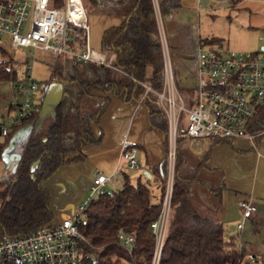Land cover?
I'll return each instance as SVG.
<instances>
[{
    "label": "trees",
    "instance_id": "obj_1",
    "mask_svg": "<svg viewBox=\"0 0 264 264\" xmlns=\"http://www.w3.org/2000/svg\"><path fill=\"white\" fill-rule=\"evenodd\" d=\"M85 9L104 7L101 1L112 2L118 7L122 22L102 31L101 51L114 52L113 66L107 68L90 62H81L83 72L70 75L77 85L72 101L60 98L54 105L52 116H45L41 125L37 112H32L19 126L13 127L7 137L0 141V159L13 134L28 124L31 132L18 143L19 158L12 170L7 171L0 182V237L2 235L24 236L34 230L49 226L54 212L49 206L50 191L41 183L61 165L83 158L82 147L96 142L91 123L96 121L109 104L107 94L124 101L134 100L143 104L148 125L163 137L164 155L167 143V124L156 95L146 91L142 84L152 90L161 88L163 59L159 35L150 0H81ZM180 6L179 0H159L160 14ZM211 42V41H208ZM8 45V44H7ZM9 47V46H8ZM10 48V47H9ZM12 49V48H10ZM18 49V48H17ZM13 50V49H12ZM7 51L0 45V54ZM12 59H0V81H15ZM50 78L62 74L59 65H51ZM121 74L122 77H116ZM15 91V84H14ZM104 101L93 113L79 114L78 103L84 97H97ZM16 103H9V112ZM42 105V101L39 106ZM248 131H264V104L248 124ZM181 133H183L181 131ZM184 134H178L176 156L179 163V145ZM226 140V139H221ZM160 183V199L163 194L165 157L159 167H152ZM193 178H184L175 169L171 197V216L158 256L153 262L154 242L150 223L156 217L159 201H153L152 190L137 179L131 183L126 175L116 190H105L92 198L81 211L78 230L83 236L82 251L90 255L82 264H264V256L252 255L250 262L240 251L233 238L225 239L219 220L201 216L189 197ZM219 199V192L216 193ZM131 234L129 248L123 244V236ZM4 264H21L8 259Z\"/></svg>",
    "mask_w": 264,
    "mask_h": 264
},
{
    "label": "rangeland",
    "instance_id": "obj_2",
    "mask_svg": "<svg viewBox=\"0 0 264 264\" xmlns=\"http://www.w3.org/2000/svg\"><path fill=\"white\" fill-rule=\"evenodd\" d=\"M179 2V7L161 15V21L169 46L168 56L173 81L183 94L192 97L195 94L194 57L197 43L211 48L220 46L229 50L258 53L260 47L264 45V0H179ZM101 3L105 6L95 8L87 5L85 9L86 45L95 51L102 50L100 44L102 31L122 22V16L115 4L108 1ZM75 41L80 43L76 47L82 49L83 41L79 37ZM0 45L7 51L6 54H0V59H12L11 65L16 75L14 82L0 81V117L16 113V107L9 112L7 107L10 102L22 101L14 91V84L23 79L27 67L31 71L32 79L39 84L35 97L41 95L44 97L50 91L55 94V98L62 97L67 99V102L72 101L77 85L69 76L85 73L80 61L31 48L20 47L12 50L4 39L0 40ZM53 64L61 67L62 74L60 76L55 74L52 81L50 74ZM117 76L122 77L121 74H116ZM93 93L98 94L97 97H84L77 104L79 114L93 113L103 103L104 98L99 97L101 93L96 91ZM106 96L109 98L108 106L100 117L91 123L93 136L99 140L82 147L84 156L81 160L61 165L41 183L50 191L49 206L54 212L53 222L60 221L61 214L68 216L78 214L80 219L78 205L89 195V185L96 172L108 176L115 167L116 171L107 181L105 190L118 189L123 175L130 180L139 177L140 181L152 190L153 201H159V181L145 180L141 170L145 167L146 159L148 162L160 159L162 147L164 148L160 132L148 125L143 104H138L134 100L124 101L112 94ZM183 119L182 112L178 124L179 135L183 134L180 131L186 126ZM3 139L4 137L0 136V141ZM124 140L140 147H136L137 162L140 166L137 169L121 170L124 160L118 159V151ZM193 140L184 137L179 145L180 158L183 161L179 163L176 158L175 165L182 177L195 180L189 186L188 200H191L195 211L204 217L217 218L212 209L214 204L216 210L221 212L220 222L224 238L232 237L235 243L241 242L240 244L247 247L250 254L264 256V131L254 134L252 140L253 144L258 145V151L262 155L258 161L253 144L245 139L218 141L208 152L200 148L195 149L192 145ZM12 159H0V182L4 181L7 175L4 167ZM221 182L223 188L220 190L221 201L218 202L209 189L214 191L219 189ZM247 195L251 196L250 199L256 206L255 219L243 220V227L237 229L236 224L242 221V217L236 201ZM244 254H247L246 250Z\"/></svg>",
    "mask_w": 264,
    "mask_h": 264
},
{
    "label": "built area",
    "instance_id": "obj_3",
    "mask_svg": "<svg viewBox=\"0 0 264 264\" xmlns=\"http://www.w3.org/2000/svg\"><path fill=\"white\" fill-rule=\"evenodd\" d=\"M153 16L159 35L163 59L161 88L156 91L142 84L146 91L156 95L167 124L166 165L164 191L156 217L150 223L154 242L153 262L158 256L171 214L172 172L176 153V140L180 115L184 113V136L194 139L195 148L207 150L219 139H245L253 144L254 134L248 124L256 108L264 104V49L258 53L229 50L220 46L211 48L200 42L195 51V94L187 97L175 85L170 65L169 46L162 26L158 0H151ZM86 10L81 0H9L0 1V40L12 49L31 48L52 55L90 62L107 68L114 67V52L95 51L86 45ZM83 43L78 49L75 39ZM39 84L31 77L29 67L25 76L15 84V93L22 98L16 102L14 115L0 117V136L9 135L13 127L22 124L32 112L40 111L43 96L35 97ZM141 100V98H140ZM138 100V102L140 101ZM181 132V131H180ZM254 151H256V146ZM137 144L124 140L120 156L130 169H137ZM258 155V153H257ZM110 176L96 172L89 185V195L79 203L81 212L88 202L105 189ZM236 205L243 220L253 219L256 206L250 197L238 198ZM78 214L65 216L49 226L40 227L24 236L0 237V264L12 259L21 264H82L90 255L80 247L83 236L78 230ZM133 236L125 234L123 244L129 248ZM240 251L245 246L238 244ZM245 254L253 262L252 254ZM258 257V256H257Z\"/></svg>",
    "mask_w": 264,
    "mask_h": 264
},
{
    "label": "crops",
    "instance_id": "obj_4",
    "mask_svg": "<svg viewBox=\"0 0 264 264\" xmlns=\"http://www.w3.org/2000/svg\"><path fill=\"white\" fill-rule=\"evenodd\" d=\"M159 1V0H158ZM4 40H5V42H6V39L4 38ZM9 106V105H8ZM8 108L9 107H7V111H8ZM28 126H31L30 128H32L33 127V125H31V124H28ZM26 127H21L20 129H18L14 134H13V136L15 135V134H18V133H20L23 129H25ZM28 128V127H27ZM31 130V129H30ZM21 137V136H20ZM23 139V138H22ZM162 140H163V137H162ZM10 141H13V142H10L8 145H7V148H6V151L3 153L2 152V157H1V159L3 158V159H9V158H13L12 159V161L11 162H9L5 167H4V169H5V171L7 172V171H10V170H12L13 169V167L15 166V163H16V158L14 157V156H16V155H18L19 153V149H18V146H19V142L21 141V139L20 138H14V139H11ZM218 141H221V140H216L214 143H217ZM123 142V141H122ZM121 143V142H120ZM213 143V144H214ZM122 144V143H121ZM212 144V145H213ZM193 145V144H192ZM211 145V146H212ZM211 146L207 149V150H203V148H201V147H198V148H195L194 146V148L195 149H202L203 151H206V152H208L209 150H210V148H211ZM256 146V151H255V153H256V161H258L261 157H262V155L259 153V151H258V145H255ZM137 147H139V145H137ZM140 148V147H139ZM166 148H167V143H166ZM162 149H163V151H162V154H161V157H160V159L159 160H157V161H152V162H148V160L146 159V161H145V167H144V169L142 168V174H143V176H144V179L145 180H153V181H158V179H157V177H156V175L154 174V172L152 171V167H159L161 164H162V162H163V160H164V157H165V172H164V175H163V188H164V183H165V178H166V173H167V165H166V150H165V155H164V148L162 147ZM118 151V150H117ZM120 152H121V146H120V148H119V151H118V154H119V156H118V159H123L121 156H120ZM257 153H258V155H257ZM176 158H177V156H176V153H175V160H174V166H173V172H172V187H173V182H174V175H175V169H176V167H175V165H176ZM136 159H137V150H136ZM124 160V159H123ZM138 163V162H137ZM140 167V166H139ZM122 169H124V170H134V169H130V168H128L127 167V165H126V161L124 160V165L122 166V168H121V170ZM120 170V171H121ZM116 171V167H115V169L113 170V172L112 173H110L108 176H112V174L114 173ZM95 176V175H94ZM109 177V178H110ZM94 178V177H93ZM184 178H187V177H184ZM129 179V178H128ZM137 179H139L140 180V178L139 177H137L135 180H130V182L131 183H134ZM109 180V179H108ZM107 180V181H108ZM107 181L105 182V185H106V183H107ZM195 181V180H194ZM142 182V181H141ZM122 183V182H121ZM143 183V182H142ZM145 184V183H144ZM105 185H104V188H105ZM120 187V186H119ZM118 187V188H119ZM223 188V184H222V182H221V184H220V188L219 189H217V190H211V189H209V191H212L213 193H214V195H215V197H216V199L218 200V202H220L221 201V199H220V190ZM106 189V188H105ZM217 192H219V199H218V197H217ZM247 196H249L250 198H251V196L250 195H247ZM247 196H245V197H247ZM159 199H160V196H159ZM189 199H190V197H189ZM190 202H191V200H190ZM193 206V205H192ZM194 208V207H193ZM212 209L214 210V213L216 214L215 216H217V218H213V217H208V218H210V219H213V220H219L220 221V218H221V212L219 211L218 212V209L216 210V208H215V205L213 204V206H212ZM67 216V215H66ZM170 216H171V214H170ZM204 216V215H203ZM62 218V217H61ZM253 219H255V216H254V218ZM237 225V224H236ZM236 228H237V226H236ZM238 229V228H237ZM239 243H241V242H239ZM245 250H246V252H249L248 251V249H247V247H245ZM264 252V251H263Z\"/></svg>",
    "mask_w": 264,
    "mask_h": 264
},
{
    "label": "water",
    "instance_id": "obj_5",
    "mask_svg": "<svg viewBox=\"0 0 264 264\" xmlns=\"http://www.w3.org/2000/svg\"><path fill=\"white\" fill-rule=\"evenodd\" d=\"M262 49H264V45H262L260 47V50H262ZM54 95L55 94L53 92H50V91H48L47 95H46L49 98H47L44 95L43 100H42V105H41V108H40V111H39V114H38V121L35 124V128H38L41 125V120H42L43 117L52 116L53 107H54V105L57 103V101L59 99L58 97L55 98ZM30 127L31 126H29L28 128L23 129L20 133L15 134L11 139H14V138H17V137L20 138V139L25 138L28 135V133H29V131L31 129ZM19 136H21V137H19ZM10 142H13V141H10ZM6 148L7 147L4 148L3 153L6 151ZM14 157L17 160L19 158V155H16ZM65 216H66V214H61L62 218L65 217Z\"/></svg>",
    "mask_w": 264,
    "mask_h": 264
}]
</instances>
